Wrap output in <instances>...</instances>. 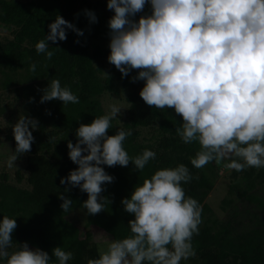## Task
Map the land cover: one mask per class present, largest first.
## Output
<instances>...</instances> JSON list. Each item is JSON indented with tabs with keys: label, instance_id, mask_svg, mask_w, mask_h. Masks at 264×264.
Returning <instances> with one entry per match:
<instances>
[{
	"label": "clouds",
	"instance_id": "9594fccd",
	"mask_svg": "<svg viewBox=\"0 0 264 264\" xmlns=\"http://www.w3.org/2000/svg\"><path fill=\"white\" fill-rule=\"evenodd\" d=\"M146 2L152 14L137 21L130 19L143 11ZM107 8L114 11L108 22V61L122 76L137 70L132 82L144 81L139 95L146 105L171 108L182 117V128L177 129L182 141H197L201 146L191 164L202 168L212 161L220 164L230 159L225 167L237 172L264 167V0H107ZM85 14L90 22H96L92 11ZM48 27V35L35 45L37 53L47 59L54 53L48 51L46 41L66 40L65 29L83 35L60 16ZM29 70L34 72L36 65ZM54 99L65 105L79 103L58 79L43 90L40 102ZM121 110L111 105L106 115L81 124L76 130L77 142L67 144L69 158L78 168L60 183L86 192L84 207L92 215L104 211L102 201L109 202L100 196L102 185L114 180L100 165L127 167L131 162L143 170L156 157L147 149L135 158L128 155L123 143L132 135L130 130L107 135ZM37 127L34 118H18L12 128L16 148L10 166L31 150L34 137L30 128ZM233 156L243 162L231 159ZM191 179L188 168L181 164L158 170L135 187L130 197L121 201L134 217L129 221L133 235L110 243L107 252L87 264H180L195 256L191 241L193 234L199 233L202 208L195 199L186 198L181 187V182ZM59 199L63 212H69L73 201L63 194ZM16 227L13 218L0 220V260L6 259V264H50L47 252L29 249L26 242L16 244L18 250L9 253ZM52 255L59 264L72 259V253L60 247L52 249Z\"/></svg>",
	"mask_w": 264,
	"mask_h": 264
},
{
	"label": "trees",
	"instance_id": "16d2710c",
	"mask_svg": "<svg viewBox=\"0 0 264 264\" xmlns=\"http://www.w3.org/2000/svg\"><path fill=\"white\" fill-rule=\"evenodd\" d=\"M86 10L97 17L96 6L91 0H0V27L10 32L9 39L0 41V88L11 90L21 102V113L39 124L36 129H30L34 137L31 150L17 158L24 157L26 187L9 184L6 175H0V220L7 216L15 219L17 224L12 233L10 254L18 250L16 244L26 242L29 249L47 252L51 256L50 264H59L52 255L55 247L72 253L67 264H87L89 259L99 258L97 245L90 235H80L73 224L75 210L84 212L85 228L95 227L108 235L112 242L123 240L133 235L129 221L134 217L124 210L121 201L129 198L134 188L141 186L156 171L185 165L192 179L181 182V187L186 198L191 197L200 204L212 186L217 169L231 162L225 159L220 164L212 161L202 168L194 167L191 160L201 150L200 144L182 141L177 133V129L182 128L181 120L173 117L167 109L145 104L139 95L144 81L132 82L137 70H131L128 76L121 74L118 77L128 105L122 129L132 132L123 147L131 158L141 155L145 149L155 152L156 157L143 170L136 169L131 162L127 167L100 165L114 177L113 182L102 185L104 191L100 194L109 203L102 201L104 211L98 214L87 212L84 207L87 193L79 187L60 183L61 178H66L78 168L69 158L67 144L77 142L76 130L81 124H90L95 118L105 115L98 97L103 91H111L115 80L112 76L100 79L98 72L101 66L93 65V60L97 59L108 62V55L99 47H94V52L90 53V39L97 24L89 21ZM143 13L144 16L152 14L150 3H145ZM57 16L72 23L83 35L78 36L71 29H65L66 40L46 41L48 51L54 53L51 59H47L45 54L37 53L35 45L48 35V25ZM32 64L36 65L34 72L29 70ZM55 79L60 81L61 87L70 89L79 98V103L65 105L58 99L41 103L43 90ZM111 125L108 136L120 130ZM139 129L152 130L149 139L152 141L144 139L138 142ZM4 140L10 147L11 156L16 148L14 136H6ZM231 159L241 160L234 156ZM254 169L232 170V177L236 174L241 179L232 190L236 192L237 199L254 203L264 216V201L241 189L242 181L264 180V168L257 172ZM15 178L17 183L20 182L18 174ZM60 194L73 201L69 212L61 209ZM202 208L199 233L193 234L191 241L195 250V256L189 257L191 264H264L263 257L257 259V252L264 250V219L256 221L257 228L253 230L235 232V228L226 223L219 224L215 219L204 217V212L210 214V209L204 204ZM0 264H6V259L0 260Z\"/></svg>",
	"mask_w": 264,
	"mask_h": 264
},
{
	"label": "rangeland",
	"instance_id": "374dc122",
	"mask_svg": "<svg viewBox=\"0 0 264 264\" xmlns=\"http://www.w3.org/2000/svg\"><path fill=\"white\" fill-rule=\"evenodd\" d=\"M91 1L94 2V5L96 6L97 29L94 31L92 38L90 39V44L92 46L89 47V50L90 53H93L94 47H99L102 50L106 51L107 55L109 56L111 29L108 26V22L114 15V11L107 8V0ZM141 16H144L143 11L137 13L133 17H130V19H132L133 21H137ZM9 38V30L0 27V41H4ZM93 65L101 66L100 71L98 72L100 79L104 80L106 77L112 76L115 80L112 90L103 91L99 95L98 101L101 110L105 115L110 111V106L113 104L119 106L122 109L121 114L111 121V123L116 128L122 129L125 123L128 105L119 86L120 79L118 77L121 76V73L109 61L105 62L104 60L100 61L99 59H97L93 60ZM1 81L2 78L0 77V83ZM19 104H21L20 100H17L15 98V94L11 90H4L2 87L0 88V108L3 109L0 111V175L4 173L9 184H14L20 188H24L26 187L24 157H20L14 162V164L10 166V147L4 140L6 136L13 135L12 128L16 124L18 118L23 115L19 109ZM166 109L173 115V117L180 119V122L183 123L182 117L176 114L174 109ZM43 128L48 130V127L46 126H43ZM152 133V130L149 129H139V136L136 140L138 142H142L144 139H146V141L150 142L152 141L149 140L151 139L150 137ZM238 162L242 163L243 161L239 160ZM263 168L264 167H262L261 169ZM247 169L248 168H246L245 170ZM259 169L255 168L254 171L257 172ZM221 172H223V174H221ZM231 172L232 169H228L226 167H219L217 169L216 174L213 178L214 180L212 182V186L207 192L206 196L201 200L199 205L202 208L204 204L210 209V214L209 212H204V217L215 219L219 224L226 223L229 225V227L235 228V232L253 230L254 228H257L256 221H262L264 219V216L254 203L246 202L243 199H237V194L234 190H232V188L237 186V182H239V180L241 179L239 177H236V174L235 177H232ZM15 174H18L21 177V180L18 183L15 180ZM241 189L242 191L257 196L264 201V180L261 181L259 179H254L253 181L252 179H250V181L247 183L245 181H242ZM72 220L73 224L77 226L80 235H83V233H88L90 235L92 241L97 245L99 256L102 253L107 252L109 244L112 243L110 237L104 234L102 231L96 229L95 227L85 228L83 226L84 212L82 210H75L72 214ZM229 232H232L231 228H229ZM169 248L171 249V245H169ZM262 257L264 258V250H261V252H257V259L260 260L262 259ZM190 261V258L182 259L180 261V264H191Z\"/></svg>",
	"mask_w": 264,
	"mask_h": 264
}]
</instances>
